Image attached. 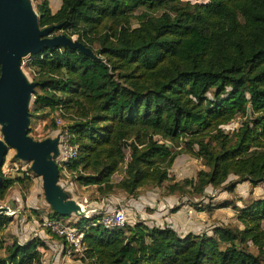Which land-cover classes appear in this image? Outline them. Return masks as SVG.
<instances>
[{
    "label": "trees",
    "instance_id": "obj_1",
    "mask_svg": "<svg viewBox=\"0 0 264 264\" xmlns=\"http://www.w3.org/2000/svg\"><path fill=\"white\" fill-rule=\"evenodd\" d=\"M34 7L39 28L58 25L51 35L74 36L94 55L53 46L27 56L36 82L29 122H65L77 146L64 164L74 183L94 186L99 197L163 186L199 211L192 199L207 186H264V0H60L53 12L38 0ZM181 153L202 158L205 169L170 178ZM25 175L0 171V199ZM235 213L239 226L216 225L210 234L141 220L104 229L91 224L94 214L68 224L82 231L83 264H264V196ZM12 219L0 213V264H40V238L4 241Z\"/></svg>",
    "mask_w": 264,
    "mask_h": 264
},
{
    "label": "rangeland",
    "instance_id": "obj_2",
    "mask_svg": "<svg viewBox=\"0 0 264 264\" xmlns=\"http://www.w3.org/2000/svg\"><path fill=\"white\" fill-rule=\"evenodd\" d=\"M190 2H200L204 0H188ZM31 7L35 11V3L38 0H29ZM135 19L130 18L129 23H134ZM61 32H57L55 34H60ZM54 34V35H55ZM74 39V36H71ZM28 54L21 58V69L23 74L28 80H31V72L29 71L27 63ZM51 117L45 118H34L29 122L28 126L30 131L28 133L33 139L40 140L46 137H53L57 135L58 131L65 122L60 119V122H57V117H53V122L55 127L53 128L50 123ZM241 119L240 116H236L233 118L227 125L223 126V129L227 132H230L231 129L237 126L239 120ZM1 137V136H0ZM128 151L125 150V159L127 158ZM57 160V157L55 158ZM204 160L194 159L187 154L181 153L173 160L171 167L169 168V177L174 180H181L183 178H194L196 172L199 169H205L203 165ZM121 170V165L119 166ZM29 170V162L27 161H20L13 156V150L7 149L6 154L3 158V164L0 167V171L3 172L5 175L13 176L17 174V172L22 171L24 174L23 183L22 184H14L12 185L8 191L5 192V195L2 199H0V206L8 207L10 210H14L15 213L12 215V223L7 225L3 231L2 236L4 241H10L11 239H16L19 242H24L25 240L31 239L33 237H38L36 234L39 230H42L50 238H56L59 241L61 239L54 235L53 233L49 232L45 228L40 226L41 217H45L47 210L49 211L48 205L45 203L41 188V180L40 177L34 175ZM119 170V171H120ZM117 174H114L113 179H117ZM234 177H230L229 179H233ZM72 177L69 178H58L59 184L67 190L69 185L72 186ZM76 183V182H75ZM165 184V183H164ZM152 187L147 185L142 186L138 189V195L140 198L145 196V193L151 191ZM159 190H163V186L159 187ZM158 193L157 189H154ZM71 192V191H70ZM116 191L115 193H117ZM21 193H24L27 197L26 202L23 201L21 198ZM152 197V195H149ZM264 196V186L259 185H252L248 181H242L236 183L232 189L224 190L222 186L212 188L207 186L204 190L203 196H194L193 201L200 203L203 206V209L198 211L192 206L186 207L185 202L188 203L185 199H180L178 201H173L172 204L167 205L165 207L163 214L169 216L171 211V207H179V211L176 215H173L175 219H180L184 217L183 225H187L188 227H184L185 229L182 230L183 233L185 232H193V233H200L205 231L207 234L211 233V228L216 225H224V226H239L236 218L235 212L237 207H242L249 200L263 197ZM123 200V198L121 199ZM116 202V201H115ZM139 202V211H135L130 204L122 205L127 212H129V216H127V220L129 225L133 223L134 219L143 218L145 222L149 225L159 224L161 212L157 211L155 202L153 200L147 202ZM226 203L225 207L213 208L211 207L210 210H207V205H217V204H224ZM118 202L117 204H119ZM121 204V203H120ZM186 208V209H185ZM188 208V209H187ZM163 211V210H162ZM173 211V210H172ZM91 213H88V215ZM153 214V217H148L147 215ZM19 216H22L20 219ZM172 217V216H171ZM78 219V216L74 214H70L69 216L65 217V221L67 223L72 224L74 221ZM264 228V222H263ZM252 249V248H251ZM50 257H43L42 261L40 258V264H52V260H49ZM70 259L76 260L77 254H73L70 256Z\"/></svg>",
    "mask_w": 264,
    "mask_h": 264
},
{
    "label": "water",
    "instance_id": "obj_3",
    "mask_svg": "<svg viewBox=\"0 0 264 264\" xmlns=\"http://www.w3.org/2000/svg\"><path fill=\"white\" fill-rule=\"evenodd\" d=\"M58 27L39 28L29 0H0V167L7 149H12L13 156L29 162V170L40 177L43 198L50 210L60 217H82L85 210L58 182V136L36 140L28 135V106L36 82L23 74L21 58L53 46H68L94 56L75 39L62 33L51 35ZM5 212L7 207L0 206V213Z\"/></svg>",
    "mask_w": 264,
    "mask_h": 264
},
{
    "label": "crops",
    "instance_id": "obj_4",
    "mask_svg": "<svg viewBox=\"0 0 264 264\" xmlns=\"http://www.w3.org/2000/svg\"><path fill=\"white\" fill-rule=\"evenodd\" d=\"M47 1H48L49 8L52 12L58 8L59 3H60V0H47ZM151 189L152 190L157 189L158 193L151 190L148 193H145V196L140 198L138 193L135 197H130V196H126L121 191H118L117 193H114V194H110L106 197H99L97 192L94 189V186H92V185H79L77 183H72V186L69 185V187H67V190L69 192L71 191V195H72L73 199L81 200L82 198H85L87 203H88V207H92V208L96 209V212H94V213L90 212L91 214H94V215L101 213V212H104V211H109V210L113 209L115 206H118V205L122 206V205H126V204H130L133 207V209L136 211V210H139L140 204L138 201H140V202L144 201V202L149 203L148 201L153 200L155 202V206H156L157 211L161 212L159 215H161V217H163L159 221L160 222L159 224L154 223L153 225L169 226L172 229H174L178 234H181V235L190 232V231L185 232V233L182 232V230L185 229L184 227H188L186 224L183 225L182 220H184V217H181L180 219H175L173 217V215H176L178 213L179 207H171L170 208L171 213L169 216L163 214L164 210H166L164 208L167 207V205L172 204L173 201H178L181 198L185 199L187 201V199L185 197H180L175 193L174 194H166L165 191L159 190V188H157V187L151 188ZM8 190L9 189H7V191ZM149 195H152V197ZM122 198H123V200H121ZM26 200H27V197L25 195V198L23 199V201L26 202ZM118 202H120L121 204L120 203L117 204ZM185 203L186 204H182V205H186V207H190V205H188L187 202H185ZM49 211H50V209H49ZM49 211L47 210V213L45 214L46 216L49 213ZM128 213L129 212H127V216H129ZM147 216L153 217V214H149ZM19 218L21 219L22 216H19ZM137 220L144 221L143 218L142 219L136 218L133 220V222L137 221ZM10 223H12V221ZM144 223L149 225L145 221H144ZM191 233H193V232H191ZM36 235L38 236V238H40L44 242V246H45L44 249L38 248V250L41 252V256H40L41 261H42V255H43V257H50L49 260H52V264H83L78 258L76 260H73V259H70V256H66L62 253L63 252V250H62L63 241L62 240L59 241L56 238H50V236L47 235L42 230H39ZM6 242L8 243L9 241H6Z\"/></svg>",
    "mask_w": 264,
    "mask_h": 264
},
{
    "label": "built area",
    "instance_id": "obj_5",
    "mask_svg": "<svg viewBox=\"0 0 264 264\" xmlns=\"http://www.w3.org/2000/svg\"><path fill=\"white\" fill-rule=\"evenodd\" d=\"M57 122H60V118L57 117ZM58 154H57V166H58V178H69L70 172L66 169L65 163L74 158L77 154V146L69 141V135L66 129H59L58 133ZM81 209L85 210L84 216H88V213L96 212L95 208L88 207V203L85 198L76 200ZM137 212L139 210H136ZM14 210H10L7 207L5 214L13 215ZM128 223L127 210L123 206H115L109 211H104L95 215L92 225L101 226L104 229L124 228ZM40 226L53 233L63 241V254L66 256H72L77 254V258L81 257L85 250V244L82 242V231L70 226L67 221L59 218H50L48 216L41 217Z\"/></svg>",
    "mask_w": 264,
    "mask_h": 264
}]
</instances>
